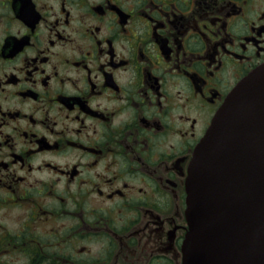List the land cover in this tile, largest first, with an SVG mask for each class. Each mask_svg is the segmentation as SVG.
<instances>
[{
    "label": "flooded vegetation",
    "instance_id": "flooded-vegetation-1",
    "mask_svg": "<svg viewBox=\"0 0 264 264\" xmlns=\"http://www.w3.org/2000/svg\"><path fill=\"white\" fill-rule=\"evenodd\" d=\"M264 64V0H0V264H181L185 177Z\"/></svg>",
    "mask_w": 264,
    "mask_h": 264
},
{
    "label": "water",
    "instance_id": "water-1",
    "mask_svg": "<svg viewBox=\"0 0 264 264\" xmlns=\"http://www.w3.org/2000/svg\"><path fill=\"white\" fill-rule=\"evenodd\" d=\"M185 193L181 264H264V64L212 116Z\"/></svg>",
    "mask_w": 264,
    "mask_h": 264
}]
</instances>
